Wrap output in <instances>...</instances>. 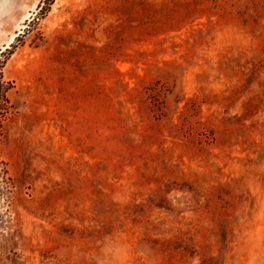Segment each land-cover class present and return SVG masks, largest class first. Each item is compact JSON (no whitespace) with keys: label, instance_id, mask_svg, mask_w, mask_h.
Returning a JSON list of instances; mask_svg holds the SVG:
<instances>
[{"label":"rangeland","instance_id":"obj_1","mask_svg":"<svg viewBox=\"0 0 264 264\" xmlns=\"http://www.w3.org/2000/svg\"><path fill=\"white\" fill-rule=\"evenodd\" d=\"M0 264H264V0H0Z\"/></svg>","mask_w":264,"mask_h":264}]
</instances>
